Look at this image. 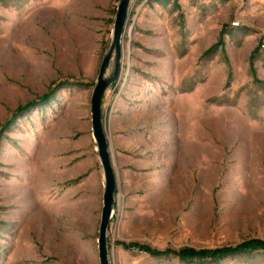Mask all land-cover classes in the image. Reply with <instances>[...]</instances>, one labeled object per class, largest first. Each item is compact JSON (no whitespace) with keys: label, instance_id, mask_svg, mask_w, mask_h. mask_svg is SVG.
<instances>
[{"label":"rangeland","instance_id":"obj_1","mask_svg":"<svg viewBox=\"0 0 264 264\" xmlns=\"http://www.w3.org/2000/svg\"><path fill=\"white\" fill-rule=\"evenodd\" d=\"M118 3L0 0V264H100L91 97ZM103 119L111 264H264L174 254L264 241V0H131Z\"/></svg>","mask_w":264,"mask_h":264},{"label":"water","instance_id":"obj_2","mask_svg":"<svg viewBox=\"0 0 264 264\" xmlns=\"http://www.w3.org/2000/svg\"><path fill=\"white\" fill-rule=\"evenodd\" d=\"M130 6L131 0H119L112 31V43L100 64L97 81L91 97L92 134L104 173L103 207L98 236L100 264H111L108 235L117 191V177L114 170L113 154L110 149L103 119V99L107 89L119 78L121 72L122 40L127 27ZM113 57L114 72L112 75H108V69Z\"/></svg>","mask_w":264,"mask_h":264},{"label":"trees","instance_id":"obj_3","mask_svg":"<svg viewBox=\"0 0 264 264\" xmlns=\"http://www.w3.org/2000/svg\"><path fill=\"white\" fill-rule=\"evenodd\" d=\"M138 250H141L146 253L150 252L157 254L156 256L161 255L160 252H156L148 248L140 247V249ZM253 250H264V241L252 240L243 245H239L238 247L233 249L231 247L217 248L214 250H206V249L195 250L192 248H186L182 251L174 252V254H176L179 257V259L182 261H188V262L199 261L203 263L204 261L207 260L217 261V260L225 259L232 255L234 256L237 254H244Z\"/></svg>","mask_w":264,"mask_h":264}]
</instances>
